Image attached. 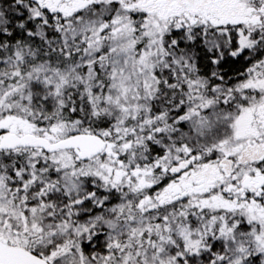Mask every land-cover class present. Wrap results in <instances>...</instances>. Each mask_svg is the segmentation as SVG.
Masks as SVG:
<instances>
[{
    "label": "snow or ice",
    "instance_id": "1",
    "mask_svg": "<svg viewBox=\"0 0 264 264\" xmlns=\"http://www.w3.org/2000/svg\"><path fill=\"white\" fill-rule=\"evenodd\" d=\"M0 264H264V0H0Z\"/></svg>",
    "mask_w": 264,
    "mask_h": 264
}]
</instances>
